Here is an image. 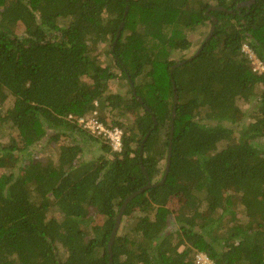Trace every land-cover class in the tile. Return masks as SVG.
<instances>
[{
  "label": "trees",
  "instance_id": "trees-1",
  "mask_svg": "<svg viewBox=\"0 0 264 264\" xmlns=\"http://www.w3.org/2000/svg\"><path fill=\"white\" fill-rule=\"evenodd\" d=\"M247 1L0 0V96L14 100L6 112L0 105V264H110L116 218L148 177L153 186L124 213L130 221H122L113 245L114 264H198L199 253L213 264H264V73L244 52L247 45L264 63V0L239 7ZM213 17L218 23L201 53L180 60L187 62L172 75L173 54L190 50V35ZM100 43H110L130 98L109 93L117 75L94 55ZM173 82L179 102L161 184ZM240 99L252 104L254 122L240 124ZM108 109L133 121L110 124ZM94 112L122 130L121 152L69 119ZM7 129L19 140L2 143ZM48 130L56 142L71 138L57 166L43 165L32 151ZM88 143L111 158L77 166ZM174 196L185 202L177 214L168 206ZM240 206L245 222L236 218ZM92 213L101 221H90ZM226 214L232 221H223ZM171 216L176 231H169Z\"/></svg>",
  "mask_w": 264,
  "mask_h": 264
},
{
  "label": "rangeland",
  "instance_id": "rangeland-1",
  "mask_svg": "<svg viewBox=\"0 0 264 264\" xmlns=\"http://www.w3.org/2000/svg\"><path fill=\"white\" fill-rule=\"evenodd\" d=\"M61 25H66V23L61 22ZM211 29H212V24H210V22H208L206 24V26L201 27L197 31L193 32L190 35V39L193 43L192 48L190 50H187V51H178V52L174 53L172 59L176 62H179L180 60L187 59V58H190L191 56H193V54H195L197 52V50H199V47L201 46V44L205 40V38H207V36H209V34L211 33ZM18 31H19V33L23 32L22 26L18 27ZM109 50H110V43H106V44L100 43L94 52V55H96V57L99 59L100 63L104 67H110L112 69V71H114V73H116V75H117V78L113 79L110 82L109 93H115V94L119 93L120 95H122L126 98H130L131 97L130 92H129L130 85L128 84V81H126L121 76V71L115 65L113 58L108 54ZM244 50H245V53L247 54V56L249 57V59L251 60L252 67L253 68L258 67L257 70L259 72H261L260 74L264 73V63L260 67L257 65L255 66L254 64H256V60H259V59L255 56L253 51H251V49H249L247 47V45L244 46ZM255 57L257 58L256 60H255ZM84 80L87 83H91V80L88 77H85ZM261 92H262V86L257 89L258 94H260ZM2 104H4L3 111L6 112L13 107L14 100L12 97H8L7 100L6 99L4 100L0 96V105H2ZM238 104H239V106L242 109L243 114H244V119L240 124H244V123L249 124V123L254 122L256 120L257 114H256L252 104L249 102H246L243 99H240ZM104 115L107 117L110 124H112L113 121H121L123 123H131L133 121V118H134L132 114H127L125 117H121L119 111H117V110L111 111L110 109H108ZM230 125L234 128L239 129V125H232V124H230ZM53 135H54V131L48 130V134H47L46 138L43 141L36 144L32 148V151L34 153V157L36 159H39L43 165H47V164L51 163L54 166H57L59 163L60 148L63 145L72 144L71 138H68V137H62L58 142L51 140ZM12 138L19 140L18 133L13 129H7L1 135V142L4 144H7ZM103 139H105V138H103ZM226 144H227L226 142L220 143L218 145V149L222 150L226 146ZM81 145L84 147V152L80 156V158L78 159L77 166H79L81 164H86V165L92 164V163L96 162L97 159H99L101 156L111 158L112 154H107L102 149L100 150L99 145L90 144V143L81 144ZM28 163H29L28 161L22 162L20 164V167L26 166V164H28ZM166 165H167L166 160L162 159L160 161V167H161L162 172L164 171V168ZM18 170L19 169H17L16 171H18ZM161 178H162V175L160 174L158 176V178L156 179V182L159 181ZM199 197L203 201L202 207H201L202 211H206L207 203L205 201V193H200ZM168 206L173 211L174 214H177V213L181 212L182 208L185 206V202L181 197L174 196L170 199ZM222 212H223L222 210L219 211L217 215L221 216L223 214ZM236 212H237L236 218L238 221H242V222L247 221L245 208L243 206L237 207ZM54 214L56 217L59 216L58 212L54 213ZM91 216L92 217L90 218V221H101L96 215H93V213ZM170 218L171 219H170V224H169V231H176L178 227L175 224L174 217L171 216ZM122 221H130V220H129V218H124V216H123ZM223 221H232L231 215H228V214L224 215ZM121 227H122V224H121ZM119 232L123 233L124 228L122 230L120 228ZM182 249H184V248H182ZM61 254H62V256L65 255L64 250H62ZM198 255H202V253H199ZM197 256H196V261L198 263ZM210 264H213V262H211Z\"/></svg>",
  "mask_w": 264,
  "mask_h": 264
},
{
  "label": "water",
  "instance_id": "water-1",
  "mask_svg": "<svg viewBox=\"0 0 264 264\" xmlns=\"http://www.w3.org/2000/svg\"><path fill=\"white\" fill-rule=\"evenodd\" d=\"M257 0H249L245 3H242L239 5V7H242V6H249L251 7L252 5H254L256 3ZM210 11L212 10H219V11H226V12H230V13H233V11H228L227 9H224L222 7H212L209 9ZM210 12L208 11V14ZM125 16H127V11L125 13ZM213 20V25H212V29H211V33L209 34V37L207 38V40H209L214 32H215V29H216V26H217V23H218V20L216 17H213L212 18ZM124 28V22H122L121 26H120V29H119V33H118V36H117V40L120 38V35H121V32ZM207 42V41H206ZM203 49V46L197 51V53L191 58V59H188V60H192L193 58H196L202 51ZM187 61H182V62H178L176 63L172 69H171V74L173 75L174 71L179 68L180 66L186 64ZM132 87H133V90H134V95L137 96V93H136V90L134 88V85L132 84ZM173 88H174V97H175V101H174V110H173V123H172V130H171V141H170V146H169V150H168V156H167V171H166V174L163 178V180L161 181V184H163L168 176V173H169V169H170V166H171V158H172V138H173V134H174V122L176 120V109H177V105H178V102H179V99H178V96H177V90H176V84L175 82H173ZM139 101L141 103L142 102V99L140 97H138ZM148 109V108H147ZM149 136V135H148ZM148 138V137H147ZM147 139L144 140L143 142V145H142V149H141V156L144 154V145H145V142H146ZM144 169V168H143ZM153 186V183L152 181L150 180V178L148 177V184L141 188L139 191H136L134 193H132L123 203L122 207H121V210L116 218V223H115V228L113 230V233H112V236H111V239H110V242H109V252H110V255H111V261H110V264H114L113 263V259H112V249H113V245L115 243V240H116V237L118 235V232H119V229L121 227V224H122V218L124 216V213L127 209V207L129 206V204L135 200L139 195L143 194L144 192H146L148 189H150L151 187Z\"/></svg>",
  "mask_w": 264,
  "mask_h": 264
},
{
  "label": "built area",
  "instance_id": "built-area-1",
  "mask_svg": "<svg viewBox=\"0 0 264 264\" xmlns=\"http://www.w3.org/2000/svg\"><path fill=\"white\" fill-rule=\"evenodd\" d=\"M248 47V46H247ZM249 48V47H248ZM250 49V48H249ZM245 52V50H244ZM254 55V54H253ZM257 58L255 57V60ZM255 66H262L263 63L259 60H256ZM258 67L253 68L255 72L261 73L258 70ZM69 119L73 121H77L79 125H81L85 130L89 131L91 134L105 138L109 144L111 145L113 151L121 152L123 147V132L118 127H110L105 123L101 122L98 119V112H94V114L89 118H74L70 116ZM198 264H210V260L204 254L197 256Z\"/></svg>",
  "mask_w": 264,
  "mask_h": 264
}]
</instances>
